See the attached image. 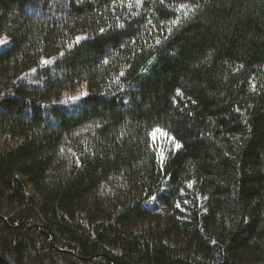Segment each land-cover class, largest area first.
Instances as JSON below:
<instances>
[{
    "label": "trees",
    "instance_id": "1",
    "mask_svg": "<svg viewBox=\"0 0 264 264\" xmlns=\"http://www.w3.org/2000/svg\"><path fill=\"white\" fill-rule=\"evenodd\" d=\"M3 37L0 264H264V0H0Z\"/></svg>",
    "mask_w": 264,
    "mask_h": 264
},
{
    "label": "rangeland",
    "instance_id": "2",
    "mask_svg": "<svg viewBox=\"0 0 264 264\" xmlns=\"http://www.w3.org/2000/svg\"><path fill=\"white\" fill-rule=\"evenodd\" d=\"M8 45V39L6 37L0 38V50H2L4 47ZM85 94V88L84 86H78L76 89H73L71 91H67L63 93L61 96H59L56 99H51L50 101H47V103H58V104H66L74 99H77ZM154 139H159L162 149H169L171 146V140L167 139L163 134L157 132L154 133ZM16 142L14 141H5L3 144L4 148H9L12 145H15Z\"/></svg>",
    "mask_w": 264,
    "mask_h": 264
},
{
    "label": "snow or ice",
    "instance_id": "3",
    "mask_svg": "<svg viewBox=\"0 0 264 264\" xmlns=\"http://www.w3.org/2000/svg\"><path fill=\"white\" fill-rule=\"evenodd\" d=\"M140 2H141V0H136V4H137V5H139ZM162 2H163V0H162ZM183 8H186V6H182V9H183ZM195 11H196V10H195L194 8H187V10H185V11L183 12V14H184L185 17H187V16L189 15L190 12L194 13ZM174 23H175V21H174ZM103 31H104V29H101V32H103ZM169 32H171V29H169ZM80 39H82V38L78 37V38H77V42H79ZM42 63H47V61H42ZM177 94L179 95V93H177ZM175 146H176V148H179V147H180L179 144H176ZM177 207H179V204L177 205Z\"/></svg>",
    "mask_w": 264,
    "mask_h": 264
}]
</instances>
